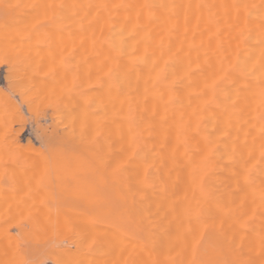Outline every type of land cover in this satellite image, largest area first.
Masks as SVG:
<instances>
[{"label": "bare ground", "instance_id": "6f19581e", "mask_svg": "<svg viewBox=\"0 0 264 264\" xmlns=\"http://www.w3.org/2000/svg\"><path fill=\"white\" fill-rule=\"evenodd\" d=\"M233 2H234V0H50V1L39 2L38 3V6H42V5L49 4V3H54V4H61V3H63V4H66V5H72V4H76V5H93V6L104 5V4H108V5H123V7L111 8L109 10H105L103 8H97V7H93L91 9H87V8H85V9H78L77 11H78L79 15L77 17L71 18L69 21H66V23L64 22L63 24H61V26L64 27V30H68V32L66 31L67 33L65 34V32H62V30H61L62 33L58 32V30H57L58 35H59L58 36V40H59L58 43H59V45H62L61 42H64V44H66L68 46V47L65 46V48H67V50L69 49V46L72 43H75V45H76V43H77L76 40L79 41L80 43H82V46H84L83 49L90 48V46H91V48H90L91 50L88 49L89 50V56L86 57V58H88L87 61L89 62V63H87L88 66L93 65V64H98L99 61L102 60V59H107L110 63L116 64L121 69V83H120V86H116L115 82H107L105 80L98 79L96 75H95V79L93 77V79L95 80V87H96V91H95L96 92V94H95V96H96L95 97L96 98L95 101L96 102L94 101L95 102V109H96V111H95L94 114H92L91 112H88L89 110L88 111L87 110H84L86 107L82 106V104L80 106L79 104L81 102L79 104H78V102L75 103V104L73 102H69V104L67 103L68 104L67 107H69V108H70V105L71 104H74L75 107L77 106V104H78V106H80V107H78L79 110H77L76 112H75L76 108H74V110H72L73 108H70L69 109L71 111V113H72L71 116H73V119H75V123L72 120L70 122H72V125H73V123L74 124L77 123V125H79L80 127H81L80 123L82 122V120H84L85 123L87 122V125H88V123L90 124V121H94V122L99 123V126H101V128L105 125L106 127H103L104 130H102V131H103V133H105L104 131H106V128H107V131L106 132H107V134L110 135L109 137L112 139V141L110 140V142H112V144L110 143L112 146L109 145V147L112 149V152L110 151V153H112L114 156L116 155L115 157H117V156L119 157V158H116V159H118V162L121 159L124 160V159L130 158V160H131V164H130L131 165L130 166L131 169L130 168L129 169L130 170H133V172L136 174V177L139 178V179L142 177V174L145 173V172H142V169L144 171V169L149 166V165L147 166L146 163L150 162L152 164L154 162L153 161V158L155 156L151 159V157L153 156V154H151V157L149 158L150 160H148V158H147L148 162H146L145 161L146 159H145L144 161H145V165L146 166L143 165L144 166L143 168H142V165H140L139 162L137 161L138 159L137 160L135 159L134 160L135 162L132 161L131 158H132V152H133V147H134L133 144H132V141H133V138L134 137L137 138L138 140H140V139L141 140H144V143H146V142L150 143V144H148V143L146 144L147 147H148V148L146 147L147 149L144 151L146 154L149 155V153H154L157 157H159V159H162V160H159L158 159V161H156V165H155V162L153 163L155 166H157V167H155V169H157L159 167V165H162L164 163L163 160L166 159L165 160V161H167L166 164L164 163L165 165L164 164L162 165L163 168L161 166H160V168H162V171L164 170V172H163L164 174H165V172L167 170V172L165 174L166 175L165 177H167V180H168L167 183H168V185L171 184V183H169V182H171L169 179L172 178L171 180L173 181L172 182L173 184L169 185V186H172V187H169L170 190H169V188L166 190L165 185L167 184L166 183L167 180L164 179L165 177L162 176L163 174L162 175L160 174L162 177L159 178V179L162 181V178L164 177L163 178V182L166 183V184L164 183L165 184L164 185L163 182H162V185H164V188L161 189L160 191H157L156 190L157 192H155L154 189L152 190L149 187L150 186V182L152 183V181H150L147 184L145 191H144V189H141L143 193L145 192V196H143L144 202L141 201L142 202L141 203L140 200H139L138 201V204L139 203L142 204L141 205L142 208L144 207V209H147L146 212H145L146 218H147V216L148 217L150 216L149 214H151L153 216H156L157 218L158 217H162L163 220H165L166 218L169 217L168 218L169 220H167V219L166 220L168 222L171 220L169 222V224H167V226L171 225V227H172L171 228L169 226L171 229L169 228L170 231H168L171 234L166 237V235L169 234V233L165 232L166 235H164V236L166 238L163 236L165 238L164 239L162 237L163 240L165 241L168 238L166 240V242H168L170 244V241H172L173 243H175V241H176V240L173 241L172 238L175 239L177 237H181V238H179L181 240H179L177 238L178 242L179 241L180 242L177 243V241H176V244L170 245L171 247L173 245H176V246H173V248L175 247V248L179 249L181 246H183L185 244L186 245L188 244V246H190L191 242L188 243L187 241H184L185 237H186V239H188V238L189 239H192L193 238L194 241L192 240L193 241L192 243H193V246H194L195 241H197L199 239V237H201L200 235H201L202 232H201L200 228L201 229L203 228V227H201V225L204 226V224H205L206 234H207V246H206V254H205L206 264H230L231 261L237 260V259H243V260H249L250 259V260L255 261V264H264V253H262V251H261V244H260V234H261L262 220H261V217L259 216V209H257V217L255 218V220L253 222H249L247 225H245L242 220L237 219V216L233 212L230 211V209H233L234 207L239 206V205H243L246 209L247 208H253V207H256L257 206L258 201H259L258 189H259V187L261 185L260 184L261 180L263 181L262 178H264V174H261V173H258V172L257 173H254V183L252 184V186L246 187L244 180L242 178H239V179L237 178V176H236V169L232 166L233 169H231V171L229 170L230 171L229 177H228V174L229 173H227V177H225L226 174L224 175V180H226V183H227L225 189L227 191L223 192L225 189L224 190H220V191L219 190L215 191L216 189L215 190L210 189L209 191L206 192V195L204 196V198L195 199L196 197H199V196L195 195L196 193H194V189H193L192 186H195L198 183L195 182V181H192V179L194 180L193 173H195V172L191 169V167H192V165H193V167H196L198 162L195 163L196 165L194 164V162H191L192 164L191 165L190 164L188 165V162L189 161H187V163L185 162L186 165L184 163V166H183L182 165L183 162L182 161H179V158H180V160L185 159L183 161H186V158L183 157V156H181V153L183 154L185 149H184L183 145L180 143V140L184 136V133L183 132H185V131H183V125L182 124H185V126L187 124V123H184V117H188V116L185 115L188 112L187 110H185V108L186 107L188 108L190 106V105L187 106V101H185L186 97H185V92H184V88L188 87V86H185V81H186V79H188L189 74H191L189 78L192 79L193 82L195 81L194 83L190 84L192 86L189 85L190 87H192V89H189V90H193L194 89V86H195V89H196V86L198 84H201L200 83L201 81H203L202 82L203 83L202 85H203V88H204V84H205L204 82L205 81H208L209 83L211 82L210 81V77L212 76L213 71L220 69L221 66H223L224 68H228L229 62L230 61L231 62H234L235 61V56H236V53L237 52L240 53L241 58H245V57L251 56L252 59H253V61L259 59V57H260L261 51H260L259 46L255 43V41H250L248 43L242 42L239 39V36H238V29H236V28L229 29L228 26H227L228 23H233V24H236L237 23V21L235 20L234 16L231 19H229V17L226 15V9L223 7L224 5H229V4L233 3ZM256 2H258V0H256ZM35 5H37V4H35ZM145 5H150L151 7H145ZM35 9L39 13L41 12L40 11L41 10L40 8H35ZM72 11L73 10L71 8L65 10V15L71 17ZM86 11L89 14H88V16L86 18H84V13ZM33 12H35V11H33ZM38 12L36 13L37 15H39ZM16 19H17V17H16ZM20 19L22 20V18H20ZM22 21H24V19ZM89 21H92V25L91 26L89 25ZM25 22H26V20L24 21V23ZM238 23H239V25L241 27H243L244 26V20H243V18H241ZM25 25H27V23H25ZM25 25H24V28L27 27ZM81 25H83V26H81ZM249 26L250 27H255V24L254 23H250ZM10 27L15 30V28H13V25L10 26ZM22 27H23V25H22ZM9 28H7V30H9ZM18 28H20V27H18ZM31 29H32V27L29 28V29H27V30H29L28 32H30ZM121 29H123V35H124V39L126 41V43L124 45V48H123V52H121L120 51V48H119V41H120V32H121ZM18 31H20V30H18ZM25 31L26 30L24 29V31H20V32H21V34H27V33H24ZM45 31L47 32V30H45ZM9 32L12 33V30L10 29ZM51 33L49 32L48 35L51 34ZM15 34H17V37L20 36L19 35L20 33L18 34L16 32V30H15ZM15 34H14V37H15ZM30 34H32V33H30ZM36 36H39V35H36ZM113 36H114V42L117 45V47H115V48L112 46L113 40L110 39V37H113ZM22 37L23 36L21 35V37H19V38L21 39ZM36 38H37V40H35V41L37 42L38 41V37H36ZM51 38H53V39H51ZM51 38H50L52 40L51 41V44L55 43L57 45L56 46L55 44H53L51 46H54L55 45V47L54 48L51 47V48H53L57 52V50H60V48L58 46V43H56L58 40L56 41V39H54V37H51ZM71 38L74 41L72 43H70V41H72ZM1 39H0V41H2ZM22 40H21V43H23ZM25 42L27 43V41H25ZM36 42H35V44H36ZM30 43H32V41ZM78 43H77V45H78ZM20 44H19V46H20ZM63 45H62V48H61V52L62 53H64L63 51L65 49V48H63ZM213 45H219L220 47H217L216 46L218 49H214L213 48ZM24 46H26V44ZM205 46H206V48H205ZM0 47H1V45H0ZM23 47L21 49H23ZM26 47L29 48L30 47L29 44ZM73 47H74V45H73ZM73 47H71V48H73ZM80 47L81 46H79L78 48L80 49ZM71 48L69 50H71ZM24 49L26 51V48H24ZM41 49H43V48H41ZM29 50H31V49L29 48ZM29 50H27V52H30ZM51 50L52 49H50L49 51H51ZM133 50H135L134 51V56L135 57H140L141 58L140 60H136L134 58V56H133ZM84 51H86V50H83L82 51L81 56H83V58L86 59L84 57V56H86V52H84ZM35 52L36 51H33L32 50V56H33V54ZM46 52L47 51L42 52V53H44V55L41 54V52H40L39 53L40 55H38L39 57L36 55L35 58L36 57L37 58H40V56H43V58L45 59V61L42 60L43 58L41 57L40 58L42 60L41 62L44 61V63H48V65H49V61L52 62V60H50L51 58H49V57L46 56ZM61 52L58 51V53H60V54H61ZM68 52H70V51H67L66 53H68ZM73 53H75V51ZM76 53H78V52H76ZM57 54H56V56H57ZM65 54H63L62 56H64ZM50 55L53 58L56 57L53 53L52 54L50 53ZM59 57H61V56H57L56 57L57 59L56 58L55 59L58 60V61H60V59H58ZM37 58H36V60H37ZM73 58H74V56H73ZM77 58H78L79 61H80V59L83 60L82 58H80V53L77 55ZM46 60H48V61H46ZM54 62L55 61H53L52 63H54ZM34 63L35 64L42 65V63H40V62L37 63V62H35V60H34ZM79 63H81V62H79ZM83 65L85 66V64H83ZM83 65L82 66L79 65V68L84 69ZM33 66H35V65H33ZM42 67H45V65L42 66ZM36 69H38V68H36ZM188 69H189V71L192 69L191 70L192 73H191V71L189 72ZM157 72L161 73V79L159 81L156 79ZM187 73H189V74H187ZM39 78H41V77H39ZM90 78H92V76H90ZM67 80L69 81V78ZM88 80H90V79H88ZM94 80L92 81L93 83H94ZM198 81H200V82H198ZM41 82H44V80L41 81ZM44 83H45V85L46 84H48V85L50 84V83H48V80H45ZM38 84L41 85L40 80L38 81ZM62 84L63 83H61V86H62ZM186 84H188V83H186ZM193 84H195V85L193 86ZM40 85H39V89L41 88ZM51 86H52V84H51ZM198 87H199V85H198ZM236 87L241 90L242 98L243 97H246L251 102L252 107L255 108V106H253V105H256V101L258 100L257 93L259 92V88L261 87V82L258 79H254V78L245 79V78L241 77V78L238 79V82L236 84ZM109 88H111V91H112V94H111L110 97L107 95V93L109 91ZM146 88H147V91L145 90ZM195 89L193 90V92L199 90V89H197V90H195ZM63 90H64V88H63ZM185 90H186V93H189V92H187L188 89H185ZM39 92L41 93V89H40ZM205 92H206V90H204L203 94H205ZM34 93L36 94V92H34ZM56 93H57V91H55V95H56ZM207 93L208 94L205 95L206 96L205 99H207L206 101H211V92H207ZM41 94H40V97L38 95H36V96H38V98H40L44 102H45V100H47L46 98H48V100L46 101V104H49L48 102L53 99V97H52L51 100H49L50 98L49 97H46V96H48L49 93L47 94L45 92L44 94L43 93H41ZM57 94L60 95L61 98H63L62 97V93L59 94V91H58ZM203 94H201L202 96L199 95L200 96V99L201 98L204 99L203 98L204 97ZM89 95L92 98V95L91 94H89ZM43 96L45 98H42ZM90 97H89V99L87 98V100L90 101ZM54 98H57V97H54ZM194 99H196V98H194ZM200 99H198V100H200ZM198 100H194V101H198ZM68 101H66V102H68ZM203 101L205 102V100H202V102ZM66 102L64 101L65 105H66ZM202 102L199 101L198 102L199 105H196V107L197 108L202 107V104H201ZM185 103H186V105H185ZM193 103H191V104H193ZM51 104H52V102H51ZM130 104L132 105V107L134 109V114H135V120L134 121H132V120L129 119V105ZM195 104H197V103H194L193 105H195ZM59 106H60V104H59ZM198 106H200V107H198ZM193 107H195V106H193ZM81 109H83V110H81ZM192 109H194V108H192ZM194 110H196V108ZM197 110H201V109H197ZM202 110L204 111L203 114H202L204 117H213V118H216L217 113H223V109L222 108H218L215 103H206L205 102V105H204V107H203ZM62 111L60 110V112H62ZM64 111H65V109H64ZM68 111L66 110L65 113L69 117V115H70L69 112L70 111L69 112ZM192 112H189V113L191 114ZM196 112L198 113L199 111H196ZM189 113H187V114H189ZM201 113H199V114L201 115ZM194 115H195V113H194ZM229 115L230 114H227V113L224 114V119L227 120L229 118ZM197 118H199L198 117V114H197ZM59 119H61V118H59ZM63 119H62V122H64ZM78 119H81V122H79V121L77 122L76 120H78ZM235 119L236 118L233 117V120L234 121H235ZM193 120H192V123H193ZM186 121L187 120H185V122ZM198 121L199 120H197V122ZM189 122L191 124V120ZM92 124L93 125H90V126H95L96 125V123H95V125H94V123H92ZM102 124H104V125L102 126ZM245 125H247V124H245ZM67 126H66V132L69 133V131H67V129H69V128H67ZM90 126L88 125L89 129H90ZM243 126H242V128H243ZM72 127H75V126L73 125ZM238 127L241 128V126L239 124H238ZM245 127H247V126H245ZM60 128H62V127H60ZM244 128H243V130H244ZM72 129L74 130V128H72ZM79 130L81 131V129H79ZM184 130H187V129L184 128ZM86 131L88 132V130H86ZM92 131H93V129H92ZM92 131H90V132L91 133H94ZM102 131H100V133H102ZM254 131H256V130H253V131H250V132L247 131L248 133H250L247 136V139H245V135L242 136V133H241V136L242 137L240 136L239 137L240 138L239 139L240 142L238 141L240 143V145H243V144L247 143V145L249 146V148H252L253 147V139H252V137L254 135H256ZM77 133H78V130H77ZM91 133H89V135ZM244 133H245V131H244ZM185 134H188V133L185 132ZM189 134H190V132H189ZM78 135H81V133L78 134ZM91 135H90V137L89 136L88 137L86 136L87 137V139H86L87 141L90 140V139H93V136H91ZM193 135H195V134H193ZM189 136H191V134L188 135V137ZM103 137H105V135ZM72 138H73V136H72ZM76 138L78 140V137H76ZM190 138H192V137H190ZM195 138L196 139H199L200 137L199 138L195 137ZM0 139L2 140V138H0ZM79 139L82 140L83 138H79ZM81 140H79V141H81ZM108 140L109 139H107V141ZM194 141L196 142V140H194ZM99 142H100V140H99ZM188 142L191 144L190 141H188ZM258 143H257V140H256V142H255V151H254V156H255L256 159H259V148H258L259 147V144ZM99 144H98V146H99ZM101 145H103V144H101ZM197 147H195V148H197ZM103 148H104V146L102 148H100V149H103ZM110 148H108V149L110 150ZM104 149H107V148H104ZM141 149H139V150H141ZM198 149H200V148H198ZM21 150H22V148H21ZM21 150H20V153H22ZM103 151H105V150H103ZM4 152L5 151H3V153ZM186 152H187V154L186 153H184V154L187 155V157H188V154L189 153H188V151H186ZM29 153H32L33 154V152H29ZM29 153L27 152V156L30 157V154ZM145 153H144V155H145ZM200 153H202L201 152V149H200L199 154ZM42 154H44V153H42ZM179 154H180V156H179ZM167 155H168L169 158L167 157ZM202 155H204V153H202ZM2 156H3V158H6L7 159V156L4 157L3 154H2ZM33 156L34 157H32V155H31L32 160L34 159V161H32V160L29 161V159H28L29 163L32 161V163H30V165H31L32 168H33V166L35 167L36 164L38 163V162L36 163L35 161H39V163L40 162L41 163L43 162L42 165H41L42 169H45L46 167L49 166L48 163L47 164L45 163L47 161H43V160H41L42 158H39V157L37 158L36 154L33 155ZM39 156H42V155L39 154ZM124 156L125 157H128V158H125ZM173 156H174V158H173ZM178 156H179V158H177ZM171 157L174 159L173 161H171L172 160ZM182 157H183V159H182ZM24 158H26V157H24ZM36 158H37V160H36ZM0 159H1V157H0ZM8 159H9V156H8ZM225 159H227V158H225ZM107 160L110 161V157ZM112 160H113V158H112ZM168 160H169V162H168ZM192 160H193V158H192ZM218 160H220V158ZM222 160H224V158ZM222 160L220 162H222ZM144 161H142L141 164H143ZM159 161H161L163 163L161 164V162H160L157 165V162H159ZM227 161H228V159H227ZM115 162H117V161L115 160L114 163ZM39 163H38V165H39ZM33 164H35V165H33ZM187 165L189 167L191 166L190 167V170L191 171L189 170V172L188 171L187 172H183L184 175H185V176H182V178L184 177L183 179L181 177H180V179H177L179 177L178 176H177V178L174 177V174H172L170 176V174L172 172H174L175 174H177V173H180L181 174L180 167L183 169V167H186ZM222 165L224 166L225 164L222 163ZM211 166H213V165H211ZM41 167L40 168L38 167V169L37 168H33V169L34 170H39V174H40L41 172H44L45 171V170H42ZM79 167H81L80 164H79L78 168ZM112 167L114 168L115 166H112ZM214 167H216V165ZM107 168H108V166H107ZM149 168H151V167H149ZM160 168L158 169L159 171L161 170ZM197 168H200V167H196L194 169H197ZM222 168H224V167H222ZM24 169H26V168H24ZM28 169H29V171L32 170V172H33V169H31V170H30V168H28ZM63 169H64V167H63ZM13 170H15V169H13ZM16 170H18V169H16ZM19 170H21V169L19 168ZM169 170H171L170 171L171 173H169ZM216 171H218V170H216ZM32 172L29 175L30 176L31 175L32 176H35L36 175V173H35L36 171L33 172L34 175L32 174ZM190 172H192L191 173V176L189 174ZM19 173H20V171H19ZM140 173H142V174H140ZM167 173H169V174H167ZM185 173H187V174H185ZM22 174H17V175L18 176H21ZM24 174L25 175H28L27 173H24ZM127 174H128V172H127ZM137 174H139V175H137ZM188 174H189V176L192 179L189 176H187ZM37 175H38V173H37ZM160 175H158V176H160ZM177 175H179V174H177ZM199 175L200 176L195 175V177L197 176L196 177L197 181H199V178H201V174H199ZM130 176H129V178H130ZM132 176L135 177L134 174ZM143 176H144V174H143ZM147 176H149V175H147ZM152 176L150 175V177H152ZM21 177L23 178V175ZM21 177H19V178H21ZM153 177H156V176H153ZM19 178L17 177V180L20 182V185L23 187L21 189H24V187H25L24 185H26L25 184L26 183L25 182L26 181L25 176H24V179H20L21 181L19 180ZM173 178H174L175 181L173 180ZM220 178L222 179V177H220ZM141 179H143V178H141ZM151 179L153 180V178H151ZM215 179H217L216 181H219V178L216 177V178H214V180ZM37 180H39V179H37ZM177 180H180L179 181V185L180 186L177 184L178 183ZM182 180H184V183H186L188 187H189L188 184H190L192 182L193 185L191 184L192 186H190V187H192L191 188L192 189L191 191H190V189L188 190L187 187H186L187 188V190H186V188H185L186 184H184L182 182ZM18 181H16V182H18ZM130 181H135V180L133 179V180H130ZM130 181H128L129 184L131 183ZM221 181H223V179ZM31 182H29V183H31ZM153 182H154L153 184L155 186V182H158L159 183V180H157L155 178V180ZM35 183L34 184L33 183L30 184V185H33V186H31V188L35 186ZM214 183H216V182H214ZM220 183H223L224 184V181L223 182H220ZM223 184H221V185L224 186L225 184L224 185ZM168 185H166V186H168ZM130 186H132V185H130ZM156 186H158V185H156ZM15 187L17 188V186H15ZM18 187H19V184H18ZM28 187H30V186H28ZM26 188L27 187H25V189ZM34 188H36V187H34ZM34 188H33V190H35ZM37 188H38L37 190H39V187H37ZM18 189L19 188L16 189V192H17ZM24 190H23V193L24 192H27L26 190L25 191ZM134 190H135V187H134ZM139 190L136 188V191H138V194H140V198H141V195L143 193H139ZM185 191H187L189 194L186 193ZM14 192H15V189H14ZM20 192L21 191L19 190V192H18L19 195H20ZM3 193H4V191H3ZM5 194H6V197L7 198L8 197L11 198V195L9 196L10 192H9V194H8V192H6ZM5 194H4V196H5ZM138 194H136V195L138 196ZM22 195H26V194H22ZM14 198L15 199H19V200L25 199V198H22V197L21 198L14 197ZM35 198H37V197H35ZM35 198H34V200L36 201ZM38 198H39V196H38ZM42 198H43V196H42ZM27 199H29V198L26 197V200ZM32 199H33V197H32ZM254 199H255V203L253 202ZM29 200H31V199H29ZM2 201H4V200H2ZM6 201L8 202L6 204H9V202L11 203V201H9V199H7ZM15 201H17V200H15ZM27 201H26V203H24V204L22 203V204L23 205L27 204L29 206V203H27ZM35 201H34V203H35ZM20 202H22V201H20ZM132 202H133V200H132ZM133 204H134V202H133ZM143 204H144V206H143ZM20 206H18V207H20ZM40 206H42V205H40ZM30 207L31 206H29L28 209H32L33 208V211H34V207H32V208H30ZM23 208H25V207H23ZM43 208H45V207H43ZM133 208H134V210L136 208V210H135L136 213H137V211H141L139 207L137 208V206H135V207L132 206V209ZM0 209H1V207H0ZM18 209L17 210H14V211L19 212ZM28 209H27V211H28ZM39 209L41 210V208H39ZM135 211H134V213H135ZM41 212H43V210L40 211V213ZM59 212L61 213V211H59ZM59 212H58V215H59ZM148 212H151V213H148ZM14 213L17 215L16 212H14ZM22 213L25 214L26 211L25 212H22ZM28 213H30L31 216H33V213L32 212H28ZM38 213H39V211H38ZM51 213L52 212H50V215H51ZM4 214H5V212H4ZM11 214L9 213L8 215H11ZM141 214H143V213H140V214L137 213L138 216L141 215ZM5 215H6L5 218H7V212H6ZM27 215L28 214H26V216ZM45 215L49 216L48 214H45ZM54 215L56 216V213H54ZM80 215L82 216V214H80ZM61 216L64 217L65 214L64 215L61 214ZM69 216H71V215H69ZM142 216H144V215H142ZM24 217H25V215H24ZM36 217L37 216H35V219H36ZM75 217L77 219L80 216L77 217L75 215L74 218H71V219H75ZM84 217H85V219H87L86 216H84ZM87 217L89 218V216H87ZM152 217H151V220H152ZM1 218L2 217L0 216V219ZM20 218L21 217L19 215L18 219H20ZM53 218H54V216H53ZM186 218H190V220L192 218V219H195V220L196 219H200V220L204 221L203 224L202 223H199L201 225L197 224V226L198 227L200 226V228H198L197 226H195V227H197V229L196 228L194 229L193 228L194 226L193 227L190 226V228H193V230L194 231L196 230V231L193 233V231L191 229L190 231H192V232H190V233L187 232L186 233L187 235H189L188 237L187 236L184 237L185 234L182 233L184 229H185V231H187L185 227H188L189 225L192 224V223L191 224L184 223L185 221H187ZM43 219H46V217H44V218L41 217L40 220L43 221ZM58 219H59V217H58ZM58 219L56 221V224H58V221H59ZM63 219H65V218H63ZM81 219L82 220L84 219L83 216L81 217ZM140 219H141V217H140ZM158 219H155L153 217V222H154V220H157L156 223H158V225L160 224V222L163 223V220L162 221L161 220L158 221ZM181 219L182 220L183 219L185 220L183 222L184 224H186V225H183V226H185L184 229H182L183 228L182 225H181V227L178 226L182 222ZM8 220H9V218H8ZM49 220H47V221L49 222ZM60 220L62 221V219H60ZM151 220L149 222H151ZM174 220H176V222H174L173 224H175V223L177 224L178 223L177 226L176 225H173L171 223ZM18 221L19 220H17L16 222H18ZM42 221H40V223ZM143 221H145V220H143ZM179 221H180V223H179ZM48 222H47V224H49ZM66 222H69V221L66 220ZM72 222H74V221H72ZM75 222H77V221H75ZM85 222H86V220H85ZM88 222H89V220L85 223L86 225L85 224L84 225H81V227L83 228V226H84V228L83 229H80V230L84 231L85 228L88 229L87 231H85V233L87 232V235L90 234V233L92 234V232H93V237L95 239H99L98 241H102L103 242V245H105L104 243H106V241H109V238L107 237L108 239H105L106 238L105 237L106 235H104L105 232L103 234H101V232L102 231H106L107 229H103V230H100L99 231V228H98L99 226H98L97 229L100 232V236H99V232H96L97 229L95 231H92L91 232L92 227L94 229V225L91 227L92 222H91V224H89ZM80 223L83 224V222H80ZM162 223L160 224V227H162L161 226ZM188 223H190V222H188ZM3 224L5 225V227L9 225V224L7 225L5 222ZM3 224H0V225H2L4 227ZM62 224H64V223H62ZM70 224H72V223H70ZM76 224H79V221ZM52 225H51V227H52ZM66 225H67V223H66ZM89 225H90V229H89ZM155 225L158 226L157 224H155ZM9 226H11V224ZM40 226H42V225L40 224ZM3 227L0 228V231L3 229ZM42 227H41V229L39 227L40 231H42V229H44ZM64 227H65V225H63L62 229ZM77 227H78V225H77ZM163 227H165V229H166V226L163 225ZM175 227H177L178 229L175 228ZM57 228L58 227L55 228L56 231H58ZM59 228H61V227H59ZM157 228H159V227H157ZM157 228H155V229H157ZM50 229H52V228H50ZM67 229L68 228H66V229L64 228L63 229L64 231L66 230V232H64L66 234L68 232ZM5 230L6 229L4 228L3 231L6 232ZM59 230H61V229H59ZM63 230H62V232H63ZM109 230H108V232L107 231L106 232L107 233H110L114 229L111 230V231H109ZM163 230H164V228H163ZM199 230H200L201 233L200 232H197ZM3 231H2V234L4 233ZM7 231L9 232V229H7ZM88 231L90 233H88ZM172 231L177 232V233L174 232V234L177 235V237L172 233ZM202 231H203V229H202ZM8 232H6V233H8ZM33 232L35 233V231H33ZM44 232H46V230ZM116 232H118V231H115L114 233L113 232L110 233V235L113 234L112 237L114 239V242L111 240L112 238L110 236V240L111 241H109V242H111V243L113 242V243L112 244L111 243L109 244V242H107L106 243L107 245H105V246H108L109 245V247H107V249L109 248L108 250H110V253H109L108 250H106V248H104L106 250V252H105V254L103 256L102 255L99 256L97 254L96 250H97V247L100 246V244H102V242H101L98 245L96 243V247H94V250L93 251L95 253V257H93V255H89V254L88 255H85L84 254L86 256L85 258H87L88 261L89 260H91L92 262L95 261L94 264H96V263L97 264H100L101 262H103V259H104L105 264H109V263L110 264H115L117 262V260L119 259V256L118 255L122 254V253H120L122 251V250L120 251L121 247H123V245H125V242H126L125 240H128V239H125L124 240V237L119 238L121 233L118 232V234H119V236H118V234H116ZM157 232H158V230H156V232H152V233H155V235H153V236H157V235L160 234V232H158L159 234H156ZM38 233H39V231H38ZM42 233H43V231H42ZM58 233L60 235V232H58ZM71 233L73 234V231ZM162 233H163V231H162ZM165 233H163V234H165ZM195 233H196V235L197 234L199 235V236L197 235V238L198 239L197 238H194L195 237ZM2 234H1V236L4 235V234L3 235ZM10 234L11 233H9V236L11 238V235ZM53 234L54 233H52V236L50 235L49 239L50 238L53 239ZM114 234H115V237H114ZM163 234H161V235H163ZM6 235H8V234H6ZM13 235H15V234H13ZM59 235H57L56 237L58 238V237H61L62 236V239H63V235L64 234L63 235H60V236ZM96 235H98L99 238ZM101 235H103V236L101 237ZM116 235L118 237V242L116 240L117 239ZM121 235H123V234H121ZM178 235H180V236H178ZM31 237H32V235H31ZM40 237L42 238V236H40ZM40 237H38V238L40 239ZM89 237L90 238H93L92 235L89 236ZM100 237H101V239H100ZM182 237H184V238H182ZM225 237H229V238H233L234 239L235 246H236L235 249H234L233 246H230L225 241V239H224ZM0 238H3V237H0ZM14 238L15 239H13V237H12L13 240H11V242L8 240L9 241L8 243L10 244V243H13V242H17L18 241L17 238H16V236ZM154 238L155 237H153V239H152L153 241L152 242H154V240L155 241H157V240L160 241L159 239H154ZM156 238H158V237H156ZM159 238H160V235H159ZM122 239L124 241L123 244H122V242H123ZM42 240L44 241V239H42ZM42 240L40 239L39 241H42ZM120 240L122 241L121 243H119ZM6 241H7V239H6ZM115 241H116V243H115ZM132 241H134V240H132ZM132 241H130V242L127 241V243H126V244H128L127 246H129V245L131 246V244L133 246V244L136 243V242L135 243H132ZM161 241H162V239H161ZM182 241H184V242H182ZM189 241H191V240H189ZM157 242H154V245H153V243L151 244V245H153V247H151L149 241H147L145 243V245L150 246V247H147V246L143 247L142 244L140 245V243L139 242L138 243L144 249L146 247L148 249L149 248L154 249L155 248L154 246L156 244L158 246V243L159 242L158 243ZM180 243L182 244L181 246H180ZM9 244H8V246L11 245V244L10 245ZM119 244H120V246H119ZM112 245H113V247H112ZM136 245L138 246V244H135L134 245L135 246V249H138V250L141 249L140 252H143L142 248H139L140 246L139 247H136ZM125 246L123 248H126ZM160 246H164V243H163V245H160ZM160 246L157 247V250H155V249L154 250L157 253H158L159 250H161L162 251L161 255L156 256L157 253L156 254H153V252H155V251H153L152 253L149 252V253H151V255L153 254L154 256H151L150 254L149 255L147 254L148 255V257H147L146 254H145L146 257L144 256V258H145V261L144 262L146 264H148L147 262L149 261L148 260L149 256H150V258L151 257L153 258V260L151 259L152 260L151 263H153V264H156L155 262H157V264H159V263L166 264L168 262L170 263V261L163 260L166 257V255H171V256H174V257L175 256L176 257L177 256H180L179 258L180 259H183V257H186L188 254H190V255L192 254V253H190L191 251L189 252V249L192 250V248H193L192 245L190 246L192 248H190L188 246H185V247H183V249H186L187 251L182 250L183 251L182 252L181 251L182 247H181L180 248L181 253H184V252L187 253V252H189L186 256H184V254L182 255L180 253V251H177L176 250L178 253H174L176 251L173 252V250L170 247H169L170 249H168V247H166V249H168V251L169 250H172V252L174 253L172 255L171 251L168 252V251H166V249H164L165 246L162 247V248H160ZM167 246H169V245H167ZM13 247H15V246H13ZM102 247L103 246L101 245V248ZM129 247H128V249H125V251H127V252H125L124 249H123L124 252L122 251L123 252L122 255H124V257H129L130 256L128 258V260H130V259L134 260L136 258V254L135 253H137L138 251H134L133 250L134 247H132V249L130 247V249H131L130 250V253L132 254L131 255L128 252ZM187 247H188V249H187ZM4 248H6V247L4 246ZM16 248H15V251L12 252L13 255H10L9 253H6V254H8V256L10 255L9 257L12 256L11 258H9L10 260H7L6 261L7 263H8V261H11V259H13L14 256L18 257L17 253L14 255V252H17L16 251ZM158 248H159V250H158ZM175 248H174V250H175ZM1 250H2V248H1ZM105 250H102L101 249L102 254L104 253L103 251H105ZM117 250H118V252L120 251L119 253H117L118 255L115 254V252ZM150 250L151 249H149V251ZM164 250L167 252V254H164V256H163V251ZM93 251H91V252H93ZM99 251H100V248H99ZM107 251H108V254H107ZM111 251H112V253H111ZM146 251H148V250H146ZM5 252H3V253H5ZM128 253H129V255H128ZM144 253H142V254H144ZM106 255H109V257L107 256L108 259L107 258H104V257H106ZM114 255L115 256L117 255L118 258H116ZM139 255H140V253H139ZM88 256H89V258H88ZM131 256H133V257L131 258ZM171 256H170V258H171ZM181 256H183V257H181ZM16 257H14V258H16ZM110 257H111V259H110ZM141 257H143V255ZM7 258L8 257H6V259ZM112 258H114V259L116 258V262L113 261L114 262L113 263L112 262V260H113ZM123 259L122 258L119 259V262H117V263L118 264H120V263L124 264L123 262L126 259H124V260ZM139 259L141 260V263L139 262ZM139 259L137 261L135 260L138 264H145L143 262L144 259L143 260L141 258H139ZM121 260H122V262H121ZM132 260H131V262H132ZM176 260H178V259H176ZM184 260H185V258H184ZM188 260L189 259L187 258L186 262H189V261L191 262V259L189 261ZM106 261L108 263H106ZM135 261H133L132 264H135L136 263ZM162 261H165L166 263H164ZM171 261H172V259H171ZM179 261H177L176 263L183 264L182 263L183 260L180 261V263H179ZM0 262H1V260H0ZM104 262L101 263V264H104ZM183 262L185 264V261H183ZM2 263H4V262H2Z\"/></svg>", "mask_w": 264, "mask_h": 264}, {"label": "rangeland", "instance_id": "374dc122", "mask_svg": "<svg viewBox=\"0 0 264 264\" xmlns=\"http://www.w3.org/2000/svg\"><path fill=\"white\" fill-rule=\"evenodd\" d=\"M44 1H50V0H0V39L2 40V41H0V45H1V47H0V138H2V140L0 139V141L2 142H0V157H1V159H0V207H1V209H0V216L2 217L1 219H0V224H3L4 222L8 225H10L11 224V226H6L5 227V225H4V227L2 226V225H0L1 227L0 228H2L3 227V229L0 231V237H3V238H0V250H1V248H2V250L0 251V260H1V262H0V264L2 263V262H4V263H2V264H6L7 262V260H10L9 258H11V257H9L10 255H13V251H15V248H16V251L17 252H14V255L17 253V255H18V257L19 258H22L21 256H20V252H21V249H20V240H19V237H18V234H22L23 235V237L25 238V239H27L28 241H30V243H31V246H33V247H37V248H45L46 246H48V245H51V244H53V243H55V244H60V242H62V241H65V240H67V242H68V244H72L73 243V241L75 240V239H77V236H76V233H85V231H87L88 229H86L85 228V230L84 231H82V230H80V229H83L84 228V226H83V228L81 227V225H84L88 220H89V224H91V222H92V224H91V227L94 225V229H93V227H92V230H91V232L92 231H95L96 229H97V227L99 228V231L100 230H103V229H107L106 231L108 232V230L109 231H111V230H113L112 232L114 233L115 231H118V232H120L121 234H123V235H121L120 234V237L119 238H121V237H124V240L125 239H128V240H125L126 242H125V245H123V247L125 246L126 248H123V247H121V249H120V251L122 250L123 251V249H124V251H125V249H128V247L130 246H127L128 244H126L127 243V241H132V240H134V241H132V243H135V244H138V246L136 245V247H139L141 244L143 245V247H145V246H147V245H145V243L147 242V241H149L150 242V245L153 243V245H154V242H157V241H155L154 240V242H152L153 240V237H155L154 239H159L160 241H158L157 243H158V246H157V244L154 246L155 248V250H157V247H159L160 245H163V243H164V246H160V248H162V247H164V249H166V247H168V249H172L173 250V252L174 251H180V248L182 247V249H181V251L182 250H185V251H187L186 249H183V247H185V246H188V244L186 245L185 243V245H183V246H181L182 244V242H184V241H187L188 243L189 242H191V244H190V246L192 245L193 246V241H194V239L192 238V239H186V237L185 236H189V235H187L186 233L188 232V233H190V232H192L193 231V233L196 231H194L193 230V228L195 229H197V224H199V223H204V221H202V220H200V219H192L191 218V220H190V218H186L187 219V221H185L184 219L182 220V222L180 223V221H179V225L178 226H180L181 227V225L183 226V225H186V224H184V223H187V224H191V225H187L188 227H185V226H183V228L182 229H184V227L186 228V230L187 231H185V229L183 230V232L182 233H184L183 235H184V237H185V239H184V241H182L181 243H180V248L179 249H177V248H175V250H174V248H173V246H176V245H173L172 247L170 246V245H172V244H176V241H177V243H179L178 242V240H177V238L179 239V238H181V237H177V235H175L174 234V232L175 231H172V233L177 237V238H172L173 239V241L174 240H176L175 241V243H173L172 241H170V244L168 243V242H166V240L168 239H166L165 241L163 240V238L165 237L164 235H166V233L165 232H167V233H169V234H167L166 235V237L168 236V235H170L171 233L170 232H168V231H170V229L172 228L171 227V225H169V226H167V224H169V222L171 221H167V220H169L168 218H164L165 220H163V218L162 217H156V216H153V215H151V214H149L150 216L148 217L147 216V218H146V214H145V212H146V210L147 209H144V207L142 208V204H138V201L140 200V202L141 201H143L144 202V198H143V196H145V192L143 193L142 192V190L141 189H144V191L146 190V186H147V184L150 182V181H152V183L150 182V188L153 190L154 189V191L155 192H157V191H160L161 189H163L164 188V185L168 182V180H167V177H165L166 175V172H167V170H166V172H165V174L163 173L164 172V170L162 171V165L165 163L166 164V162L167 161H165V160H163V162H161V161H159V162H157V165L161 162V164L162 165H159V167L157 168V169H155V167H157V166H155L156 165V161H158V159H159V157H157L154 153H149V155L148 154H146L144 151L148 148L147 147V143L148 142H146V143H144V140H139V149H141V150H139L140 151V156H133L132 155V161H134L135 159L139 162V164L140 165H142V168L144 167L143 165H145V161L146 162H148V160H150L149 158L151 157V154H153V156L151 157V159L153 158V161L155 162V165L153 164H151L150 162H148V163H146V165L148 166L147 168H145L144 169V171H143V169H142V172H145V173H143L144 174V176H143V174L142 173H140V174H142V177L141 178H144L145 177V174L147 173V175H149V176H147V180H146V182L145 183H143V184H140V185H136L135 184V181H130V178H129V176L130 177H133L132 175L134 174L135 175V177L134 178H137L136 177V174L133 172V170H130L131 169V165L129 166V171H128V174H127V172L124 174V176L123 177H121V178H119V179H117V178H114L113 177V175H112V169H113V167L112 166H116V163L118 162V159H116V158H119L118 156L117 157H115L112 153H110V151L112 152V149L109 147V145L110 146H112L111 144H112V142H110V140L112 141V139L109 137L110 135L109 134H107V128H106V131H104L105 133H103V131L102 130H104V128L103 127H106L104 124H102V128H101V126H99V123H97V122H94V121H90V124L88 123V125L90 126V125H93L92 123H94V125H95V123H96V125L95 126H90V129H89V127H88V125H87V122L85 123V121L84 120H82V122H81V119H78V120H76L77 122L79 121V122H81L80 123V125H81V127L79 126V125H77V123L76 124H74L75 123V119H73V116H71L72 115V113H71V111L69 110L70 108H73L72 110H74V108H76V110H75V112L77 111V110H79L78 109V107H80L81 106V104H82V106H84V107H86L84 110H89L88 112H91L92 114H94L95 113V111H96V109H95V100H96V96H95V94H96V87H95V75H92V78H90V76H89V74H88V69H89V67L91 66H88L87 64H85L84 63V61L85 60H88V58H86L87 56H89V50H91L90 48H91V46H90V48H85V49H83L84 48V46H82V43H80L79 41H77L76 40V42L78 43V45H77V43H76V45H75V43H72V42H74L73 40H72V38H71V40L72 41H70V43H72L73 45H74V47H73V45L71 44L70 46H69V49L71 48V47H73V48H71V50H67V48H65V46H67L66 44H64V42H61V44L63 45V48H65L64 49V53H62L61 52V48H62V45H59V40H58V32H60V33H62V32H65V34L68 32V30H64V27H62L61 26V24H51V23H49V24H47L46 26H42V27H39V28H33V26L32 25H34L35 24V21H36V19H37V17H38V15L36 14L38 11L35 9V8H33L32 6L33 5H35V4H37L36 6H38V3L39 2H44ZM16 4H19V5H22V7H20V8H7L6 6L7 5H16ZM30 5V6H29ZM27 8V9H26ZM21 9V10H20ZM30 9V10H29ZM28 10V11H27ZM33 11H35V12H33ZM41 11V10H40ZM16 12V13H15ZM26 12V13H25ZM39 13V12H38ZM23 16V17H22ZM16 17H17V19H16ZM22 18V20L24 19V21L26 20V22L25 23H27V25H25V23H24V21H22L20 18ZM25 17V18H24ZM40 19L42 20L43 19V17L42 16H40ZM20 20V21H19ZM70 20V19H69ZM69 20H67V21H69ZM22 21V22H21ZM21 24H20V23ZM7 23V24H6ZM18 23V24H17ZM24 23V24H23ZM65 23H66V21H65ZM16 24V25H15ZM30 24V25H29ZM7 25V26H6ZM12 26L13 25V28H15V30H16V32L20 35H18L19 37H21V35L23 36L21 39L19 38V37H17V34H15V30L14 29H12L10 26ZM22 25H23V27H22ZM24 25L25 26H29L28 28L26 27V28H24ZM10 27V28H9ZM18 27H20V28H18ZM32 27V29L30 30V32H28L29 30H27V29H29V28H31ZM7 28H9V30H7ZM18 30H20V31H24V29L26 30L24 33H27V34H21V32L20 31H18ZM47 28V29H46ZM62 28V29H61ZM10 29L12 30V33H10L9 31H10ZM52 29V30H51ZM54 29V30H53ZM7 30V31H6ZM45 30H47V32L45 31ZM51 30V31H50ZM57 30H58V32H57ZM61 30H62V32H61ZM2 31V32H1ZM51 33V34H49L48 35V33L49 32ZM67 31V32H66ZM57 32V33H56ZM10 33V34H9ZM15 34V37H14V34ZM23 33V32H22ZM30 33H32V34H30ZM57 34V35H56ZM36 35H39V36H36ZM62 35V34H61ZM4 36V37H3ZM38 37V41L36 42L35 40H37V38L36 37ZM33 37V38H32ZM51 37H54V39H56V43H58V46H59V48H60V50H57V52H56V50H54L53 48L55 47V43H53V44H55L54 46H51V45H53V44H51V39H53V38H51ZM36 38V39H35ZM47 40H46V39ZM51 38V39H50ZM62 38V37H61ZM60 38V39H61ZM64 38V37H63ZM23 39V40H22ZM31 39V40H30ZM70 39V38H69ZM5 40V41H4ZM19 40V41H18ZM21 40H22V42L23 43H21ZM34 40V41H33ZM25 41H27V43L25 42ZM32 41V43H30ZM61 41V40H60ZM68 41V40H67ZM5 42V43H4ZM35 42H36V44H35ZM69 42V41H68ZM4 43V44H3ZM21 43V44H20ZM69 43V44H70ZM19 44H20V46H19ZM26 44V46H28V44H29V48L31 49V50H29V48H27L26 46H24ZM3 45V46H2ZM24 46V47H23ZM50 46V47H49ZM57 46V45H56ZM79 46H81L80 47V49L78 48ZM220 47L219 45H213V48L214 49H218L217 47ZM20 47V48H19ZM23 47V49H21ZM51 47H53V48H51ZM68 47V46H67ZM208 47V46H207ZM24 48H26V51H25V49ZM41 48H43V49H40ZM57 48V47H56ZM205 48H206V46H205ZM212 48V47H211ZM50 49H52L51 51H49ZM73 49V50H72ZM89 49V50H88ZM208 49V48H207ZM19 50V51H18ZM24 50V51H23ZM27 50H29L30 52H27ZM32 50L33 51H36L34 54H33V56H32ZM54 50V51H53ZM78 50V51H77ZM83 50H86V51H84V52H86V56H84L86 59H84L83 58V56H81V54H82V51ZM88 50V51H87ZM3 51V52H2ZM45 51H47L46 52V56L47 57H49V58H51L50 60H52V62L53 61H55L54 63H52V62H50L49 61V65H48V63H44V61H45V59L43 58V56H40V58L42 57L43 59L42 60H44L43 62H41L42 60L40 59V58H37V60H36V58H35V56L37 55H40L39 53L41 52V54H43L44 55V53H42V52H45ZM58 51H60L61 52V54L60 53H58ZM67 51H70V52H68V53H66ZM75 51V53H73ZM52 54H54L55 56H56V54H57V56H61V57H63L65 60H71L72 61V63L71 64H61L60 63V61H61V57H59L58 59H60V61H58V60H56L57 58V56L55 57V58H53V57H51V55H50V53ZM76 52H78V53H76ZM88 52V53H87ZM66 53V54H65ZM80 53V58H82L83 60H81L80 59V61L78 60V58H77V55ZM63 54H65L64 56H62ZM49 55V56H48ZM73 56H74V58H73ZM39 57V56H38ZM45 57V56H44ZM46 58V57H45ZM40 59V60H39ZM47 59V58H46ZM76 59V60H75ZM34 60H35V62H37V63H42V65H40V64H35L34 63ZM33 61V62H32ZM46 61H48V60H46ZM33 64H32V63ZM79 62H81V63H79ZM83 62V63H82ZM83 65V64H85V66L83 65V67H84V69H81V68H79V65ZM33 65H35V66H33ZM38 67H37V66ZM45 65V67H42V66H44ZM48 65V66H47ZM62 65V66H61ZM56 66V67H55ZM35 67V68H34ZM36 68H38V69H36ZM45 69V70H44ZM50 69H54V71H50ZM40 70V71H39ZM44 70V71H43ZM192 70V69H191ZM190 70V71H191ZM46 71V72H45ZM188 71H189V69H188ZM187 71V72H188ZM189 71V72H190ZM9 72V73H8ZM40 74H39V73ZM76 73L78 76H79V79H80V82H81V84H82V87H80V88H78V89H73V90H69L68 89V87H65L66 86V83L67 82H70L71 81V79H72V75H73V73ZM48 73V74H47ZM191 73H192V71H191ZM12 74V75H11ZM29 74V75H28ZM64 74V75H63ZM187 74H189V73H187ZM190 75L191 74H189V76H188V79H186V81H185V86H188V87H186V88H184V92H185V97H186V99H185V101H187V106H189L188 108L186 107L185 108V110H187L186 112L187 113H189V112H192L191 114L189 113V114H187L186 112V116H188V117H184V123H187L186 124V126H185V124H182L183 125V131H185V132H187L188 134H185V132H183L184 133V136H183V138H181V140H180V143L183 145V147H184V153H186L187 154V152L186 151H188V157H187V155H185L184 153V155L181 153V156H183V157H185L186 158V161H183V160H185V159H183V157H182V159L183 160H180V158H179V156H180V154H179V156L177 157V158H179V161H182L183 163H182V165L184 166V163L186 162L187 163V161H189L188 162V165L190 164H192L191 162H194V164L195 163H197V166L196 167H200V168H197V169H194V168H196V167H193V165H192V167H191V169L196 173H193V177H194V180L190 177L191 176V173L192 172H190L189 174H190V176H189V174L187 175V176H189L191 179H192V181H195V182H197L198 184H196L195 186H192L193 184H192V182L190 183L189 181V183L190 184H188L189 185V187L187 186V184L186 183H184V180H182V182L184 183V184H186V186H185V188L187 187L188 188V190L190 189V191L192 190L191 188L193 187V189H194V193H196L195 195H197V196H199V197H196L195 195V199H198V198H204V196L206 195V192L207 191H209L210 189H212V190H215V191H217V190H224L225 188H226V180H224V175H225V177H227V173H229L228 174V177H229V175H230V171H231V169H233V165H232V163H231V161H227V159H225L224 158V160H222L221 158H220V156L219 155H217V156H215V157H210L209 158V160L208 161H205V159H204V155H202V153H204V150H203V143H202V141H201V135L200 134H198V129H197V124H198V122H197V120H199V118H197V114H198V117L199 116H201L202 114H203V107H204V105H205V102H206V100L207 99H205L206 98V94H208V93H206V94H203V92H204V88H203V81H198V82H200L201 84H198L199 85V87H198V85L196 86V89H195V84H193V86H194V89L195 90H197V89H199V90H197V91H194L193 92V90H189V89H192V87H190V86H192V85H190V84H192V83H194L193 81H192V79H190L189 77H190ZM47 76V77H46ZM39 77H41V78H39ZM66 77V78H65ZM93 77H94V79H93ZM69 78V81L67 80ZM37 79V80H36ZM42 79V80H41ZM88 79H90V80H88ZM94 80V83L92 82L93 80ZM40 80V83H41V85L40 84H38V81ZM44 80V82H45V80H48V83H50L49 85L48 84H46L45 85V83L44 82H41V81H43ZM52 80V81H51ZM67 80V81H66ZM36 81V82H35ZM50 81V82H49ZM66 82V83H65ZM197 82V83H198ZM206 82V81H205ZM204 82V83H205ZM61 83H63L62 84V86H61ZM186 83H188V84H186ZM43 84V85H42ZM51 84H52V86H51ZM39 85H40V89H41V93H49L48 94V96H46V97H49L50 99L49 100H51V98L53 97V99L51 100V101H49L48 103L49 104H46V101L48 100V98H46L47 100H45V102L44 101H42L40 98H38V96L40 97V89H39ZM190 85V86H189ZM60 86V87H59ZM198 87V88H197ZM63 88H64V90H63ZM67 88V89H66ZM204 90H203V89ZM35 89V90H34ZM39 89V90H38ZM62 91H61V90ZM94 89V90H93ZM185 89H188L187 90V92H189V93H186V90ZM45 90V91H44ZM55 91H57V93H58V91H59V94H61L62 93V97L63 98H61V96L60 95H58L57 93H56V95H55ZM34 92H36V94L34 93ZM38 92V93H37ZM61 92V93H60ZM192 92V93H191ZM199 92V93H198ZM82 93H87V95H82ZM89 94H91L92 95V98L90 97V95ZM201 94H203L204 95V99H200V96H202ZM33 95V96H32ZM36 95H38V96H36ZM42 95V94H41ZM50 95V96H49ZM54 95V96H53ZM82 95V96H81ZM189 95V96H188ZM200 95V96H199ZM65 96V97H64ZM54 97H57V98H54ZM67 97V98H66ZM89 97H90V102L87 104V103H85L86 101H89V100H87V98L89 99ZM36 98V99H35ZM42 98H45L44 96L42 97ZM71 98V99H70ZM95 98V99H94ZM194 98H196V99H194ZM38 99V100H37ZM58 99V100H57ZM61 99V100H60ZM64 99V100H63ZM93 99V100H92ZM198 99H200V100H198ZM69 100V101H68ZM194 100H198V101H194ZM202 100H205V102L203 101L202 102ZM60 103H59V102ZM64 101L66 102V101H68V102H66V105H65V103H64ZM91 101H95V102H92L91 103ZM191 101V102H190ZM199 101H201L202 103V107H200V106H198V107H200V108H197L196 107V105H199ZM51 102H52V104H51ZM69 102H73L74 104L75 103H77L78 102V104L80 105V106H78V104H77V106L75 107V105L74 104H71L70 105V108L69 107H67L68 106V104H69ZM197 103V104H195V105H193L194 103ZM57 105H56V104ZM68 103V104H67ZM191 103H193V104H191ZM258 103V100L256 101V104ZM59 104H60V106H59ZM84 104V105H83ZM45 105V106H44ZM185 105H186V103H185ZM195 106V107H193V106ZM47 106V107H46ZM68 108H66V107ZM72 106V107H71ZM253 106H255L256 107V105H253ZM65 107V108H64ZM62 108V109H61ZM192 108H196V110H194V109H192ZM254 108V107H253ZM64 109H65V111L67 110H69L68 112L70 113V115H69V117H68V115L65 113V111H64ZM197 109H201V110H197ZM60 110L62 111V112H60ZM81 110H83V109H81ZM14 111V112H13ZM196 111H199L198 113L196 112ZM17 112V113H16ZM202 112V113H201ZM61 115H60V114ZM74 113V112H73ZM194 113H195V115H194ZM199 113H201V115L199 114ZM56 116H55V115ZM184 115V116H185ZM61 116V117H60ZM190 116V117H189ZM203 116V115H202ZM12 117V118H11ZM194 117V118H193ZM59 118H61V119H59ZM64 118V119H63ZM191 118V119H190ZM195 120H193V119ZM62 119H63V121L64 122H62ZM70 119V120H69ZM189 119V120H188ZM73 121L74 123H73V125L75 126V127H72L73 125H72V122H70V121ZM185 120H187L186 122H185ZM191 120V124H190V121ZM192 120H193V123H192ZM5 122V123H4ZM66 123V124H65ZM63 124V125H62ZM79 124V123H78ZM85 124V125H84ZM68 125V126H67ZM85 127H84V126ZM101 125V124H100ZM240 126H241V130H240V132H239V137L241 136V133H242V136L243 135H245V133H244V131L245 132H247V131H253V130H255V129H252L251 127H249V125H245V124H243V123H241V124H239ZM244 125V126H243ZM66 126H67V128H69V129H67V131H69V133L68 132H66ZM70 126V127H69ZM78 128H77V127ZM189 126V127H188ZM238 126V125H237ZM242 126H243V128L245 127V126H247V127H245L244 128V130H243V128H242ZM60 127H62V128H60ZM65 127V128H64ZM74 128V130L72 129V128ZM88 127V128H87ZM249 127V128H248ZM59 128V129H58ZM82 128H85L86 130H88V135H87V137L89 136L90 137V135L91 136H95V133L97 132V130L99 131V133H100V131H102V133H100V135L99 136H95V139L93 140V139H90V140H86L87 139V137L85 138H83L82 140L81 139H79V138H82L81 137V135H78V134H80L81 133V131H82ZM101 130H100V129ZM184 128L185 129H187V130H184ZM247 128V129H246ZM78 130V133H77V130ZM79 129H81V131L79 130ZM92 129H93V131H92ZM246 129V130H245ZM250 129V130H249ZM36 130V131H35ZM76 130V131H75ZM92 131V132H94V133H91L90 131ZM6 132V133H5ZM189 132H190V134H191V136H189L188 137V135H190L189 134ZM255 132V134H256V131H254ZM89 133H91L90 135H89ZM68 134V135H67ZM94 134V135H93ZM193 134H195V135H193ZM78 135V136H77ZM105 135V137H103ZM109 137H107V136ZM71 136V137H70ZM72 136H73V138H72ZM197 137V138H199V139H196L195 137ZM241 136V137H242ZM39 137V138H38ZM76 137H78V140H77V138ZM190 137H192V138H190ZM109 139L108 141H107V139ZM194 138V139H193ZM106 139V140H105ZM193 139V140H192ZM240 139V138H239ZM79 140H81V141H79ZM99 140H100V142H99ZM185 140H187V147L185 146ZM194 140H196V142L194 141ZM188 141H190L191 142V144L188 142ZM194 142V143H193ZM240 142V141H239ZM238 142V144H240ZM259 141H258V139H257V143H258ZM100 143V144H99ZM107 143V144H106ZM111 143V144H110ZM202 143V144H201ZM11 146H10V145ZM98 144H99V146H98ZM101 144H103V145H101ZM148 144H150V143H148ZM259 144V143H258ZM3 145V146H2ZM198 147H197V146ZM2 146V147H1ZM22 146V147H21ZM104 146V148H110V150L108 151L107 149H100V148H102V147ZM149 146V145H148ZM191 146V147H190ZM197 147V148H195V147ZM147 147V148H146ZM182 147V148H183ZM3 148V149H2ZM21 148H22V150H21ZM198 148H200L201 149V152L202 153H200L199 154V152H200V149H198ZM259 148V147H258ZM2 149V150H1ZM20 150L22 151V153H20ZM103 150H105V151H103ZM3 151H5L4 153H3ZM29 153V152H33V154L32 153H29L30 154V157L29 156H27V152ZM43 151V152H42ZM107 151V152H106ZM192 153H191V152ZM41 152V153H40ZM183 152V151H182ZM24 153V154H23ZM42 153H44V154H42ZM144 153H145V155H144ZM195 153V154H194ZM198 155H197V154ZM2 154L4 155V157L5 156H7V159L6 158H3V156H2ZM36 154V156H37V158L39 157V158H42L41 160H43V161H47V162H45L46 164L48 163V167H46L45 169H42V167H41V165H42V163L40 162L39 163V161H35L36 163L38 162L39 163V165H38V163L36 164V166L34 167L33 165H35V164H33L32 166H33V168H37L38 169V167L40 168L41 167V169L42 170H45L44 172H41L40 174H39V170H34L32 167H31V165H30V163H32V161H34V159L32 160V157H34L33 155H35ZM39 154H41L42 156H39ZM111 154V155H110ZM193 156H192V155ZM31 155H32V157H31ZM53 155V156H52ZM147 155V156H146ZM202 155V156H201ZM8 156H9V159H8ZM26 157V158H24V157ZM145 156V157H144ZM109 157H110V161L109 160H107V159H109ZM125 157V156H124ZM167 157H168V155H167ZM196 157V158H195ZM198 157V158H197ZM200 157V158H199ZM37 158H36V160H37ZM112 158H113V160H112ZM125 158H128V157H125ZM147 158H148V160H147ZM169 158V157H168ZM172 158V157H171ZM173 158H174V156H173ZM172 158V160L171 161H173L174 159ZM192 158H193V160H192ZM214 158V159H213ZM220 158V160H218ZM28 159H29V161L30 160H32L30 163H29V161H28ZM117 161V162H115L114 163V161L115 160ZM128 159H130V158H128ZM140 159V160H139ZM146 159V160H145ZM157 159V160H156ZM196 161H195V160ZM40 160V159H39ZM120 160V159H119ZM122 160V159H121ZM120 160V161H121ZM125 160V159H124ZM145 160V161H144ZM159 160H162V159H159ZM222 160V162H220ZM112 161V162H111ZM119 161V162H120ZM142 161H144V163L143 164H141L142 163ZM34 162V163H35ZM81 162V163H80ZM107 162V163H106ZM135 162V161H134ZM168 162H169V160H168ZM101 163V164H100ZM109 163V164H108ZM113 163V164H112ZM171 163V162H170ZM186 163H185V165H186ZM211 163V164H210ZM222 163L223 164H225L224 166L222 165ZM79 164H80V166L81 167H79L78 168V166H79ZM164 164V165H165ZM181 164V163H180ZM13 165V166H12ZM135 165V164H134ZM145 165V166H146ZM181 165V166H182ZM186 166V167H183V169L180 167V172H181V174L180 173H177V174H179V175H177V174H175L174 172H170L171 170H169V173H171L170 174V176L172 175V174H174V177H176L177 178V176L179 177V178H177V179H180V177L182 178V176H185L184 175V173L183 172H189V170H190V167L189 166ZM196 165V164H195ZM211 165H213V166H211ZM216 165V167H214ZM107 166H108V168H107ZM110 166V167H109ZM160 166L162 167V168H160ZM202 166V167H201ZM8 167V168H7ZM22 167V168H21ZM54 167V168H53ZM63 167H64V169H63ZM133 167V166H132ZM149 167H151V168H149ZM222 167H224V168H222ZM19 168L21 169V170H19ZM24 168H26V169H24ZM28 168H30V170L31 169H33V172L34 171H36L35 173H36V175H37V173H38V175L35 177V176H30L29 174H31V172H32V170L31 171H29V169ZM140 168V167H139ZM161 169L160 171L158 170V169ZM227 168V169H226ZM10 169V170H9ZM13 169H18V170H13ZM40 169V170H41ZM222 169V170H221ZM13 170V171H12ZM151 170V171H150ZM216 170H218V171H216ZM221 170V171H220ZM225 170V171H224ZM230 170V171H229ZM12 171V172H11ZM19 171H20V173H19ZM137 171V170H136ZM159 173H158V172ZM191 171V170H190ZM222 173H220V172ZM228 171V172H227ZM9 172V173H8ZM30 172V173H29ZM32 172V174L34 175V173ZM131 172V173H130ZM225 172V173H224ZM3 175H2V174ZM22 174L23 175V178L21 177V176H18L17 174ZM24 173H27L28 175H25ZM68 173V174H67ZM133 173V174H132ZM169 173H167V174H169ZM203 173V174H202ZM164 176L163 178L164 179H166L165 181H166V183L165 182H163V178H162V181L159 179V178H161L162 176ZM185 174H187V173H185ZM199 174H201V178H199V181H197V179H196V177L197 176H200ZM220 174V175H219ZM2 175V176H1ZM42 175H45V180H44V183H43V185H39L38 186V181L39 180H37V179H40L39 177H41ZM129 175V176H128ZM139 175V174H138ZM150 175L152 176H156V177H150ZM158 175H160V176H158ZM176 175V176H175ZM181 175V176H180ZM195 175H197L196 177H195ZM213 175V176H212ZM219 175V176H218ZM24 176H25V179H26V185H24L25 187H27L26 189H25V187H24V189L27 191V192H24L23 193V190L24 189H21V188H23L21 185H20V182L17 180V177L19 178V177H21V178H19V180L20 179H24ZM169 176V177H170ZM15 177V178H14ZM27 177V178H26ZM140 177V176H139ZM188 177V178H189ZM219 178V181L220 182H223L224 181V184L223 183H220L219 181H216L217 179H215L214 180V178ZM220 177H222V179H223V181H221L222 179L220 178ZM129 178V179H128ZM140 178V179H141ZM151 178H153V180L151 179ZM155 178L157 179V180H159V183L158 182H155V186H154V180H155ZM184 178V177H183ZM182 178V179H183ZM172 179V178H171ZM171 179H169L171 182H169V183H171V184H173L172 182V180ZM190 179V180H191ZM196 179V180H195ZM221 179V180H220ZM263 179V181L261 180V182H260V184L262 183V182H264V178H262ZM133 180V179H132ZM173 180H174V178H173ZM186 180V179H185ZM16 181H18V182H16ZM21 181V180H20ZM31 182V183H29V182ZM36 183H35V182ZM128 181H130L131 183L129 184L128 183ZM175 181V180H174ZM179 181L180 180H177V184L179 185ZM187 181V180H186ZM216 182V183H214V182ZM24 182V181H23ZM162 182H163V184L164 185H162ZM11 183V184H10ZM34 184L35 183V186L34 187H36V188H34V187H32L31 188V186H33V185H30V184ZM134 183V184H133ZM181 183V182H180ZM201 183H203V184H205L206 185V190L204 191V192H202L201 191V189H200V185H201ZM17 184V185H16ZM18 184H19V187H18ZM22 184V183H21ZM123 186H122V185ZM171 184H169V185H171ZM192 184V185H191ZM221 184H223L224 186H222ZM130 185H132V186H130ZM136 185V186H135ZM144 187H142V186ZM156 185H158V186H156ZM166 185H168V183L166 184ZM165 185V188H166V190L169 188V187H172V186H166ZM13 186V187H12ZM15 186H17V188H19L18 190H17V192H16V187ZM28 186H30V187H28ZM130 186V187H129ZM139 186V187H138ZM180 186V185H179ZM190 186H192V187H190ZM220 186V187H219ZM37 187H39V190H37L38 188ZM134 187H135V190H134ZM33 188L35 189V190H33ZM136 188L139 190V193H143L142 195H141V198H140V194H138V191H136ZM187 188H186V190H187ZM14 189H15V192H14ZM29 189V190H28ZM41 189V190H40ZM19 190L21 191L20 192V195L18 194V192H19ZM24 190V191H25ZM157 190V191H156ZM169 190H170V188H169ZM3 191H4V193H3ZM135 191V192H134ZM189 191V192H190ZM225 191H227L226 189L223 191V192H225ZM6 192H8V194H9V192H10V194H9V196L11 195V198L10 197H6ZM14 192V193H13ZM134 192V193H133ZM186 193H188L187 191H185ZM184 192V193H185ZM28 193V194H27ZM35 193V194H34ZM39 193V194H38ZM42 193V194H41ZM4 194H5V196H4ZM7 194V195H8ZM17 194V195H16ZM22 194H26V195H22ZM30 194V195H29ZM136 194H138V196L136 195ZM189 194V193H188ZM32 195V196H31ZM36 195V196H35ZM39 196V198H38V196ZM41 195V196H40ZM42 196H43V198H42ZM45 196V197H44ZM3 199H2V198ZM14 197H16V198H25V199H22V200H19V199H15ZM26 197L27 198H29V199H31V200H29V199H27L26 200ZM32 197H33V199H32ZM35 197H37V198H35ZM42 199H41V198ZM34 198L36 199V201L34 200ZM4 200V201H2V200ZM7 199H9V201H11V203L9 202V204H6V203H8L6 200ZM15 200H17V201H15ZM132 200H133V202H134V204H133V202H132ZM200 200V199H199ZM20 201H22V202H20ZM25 201V202H24ZM26 201H27V203H29V206H31L30 208H32V207H34V211H33V208L32 209H28L29 208V206L27 205V204H25V205H23L24 203H26ZM30 201V202H29ZM33 201V202H32ZM34 201H35V203H34ZM23 203V204H22ZM32 203V204H31ZM40 203V204H39ZM142 203V202H141ZM22 204V205H21ZM35 204V205H34ZM16 207H15V206ZM21 205V206H20ZM40 205H42L43 207H45V208H43L42 206H40ZM10 208H9V207ZM13 206V207H12ZM18 206H20V207H18ZM132 206L133 207H135V206H137V208L139 207L140 208V210L141 211H137V213L138 214H140V213H143V214H141V215H137V213H136V208H135V210H134V208L132 209ZM143 206H144V204H143ZM22 207V208H21ZM23 207H25V208H23ZM27 207V208H26ZM19 208V209H18ZM36 208V209H35ZM39 208H41V210L39 209ZM18 209V211L20 212H17V211H14V210H17ZM23 209V210H22ZM27 209H28V211H27ZM26 211V213L25 214H23L22 212H25ZM37 210V211H36ZM43 210V212H41L40 213V211H42ZM45 210V211H44ZM69 212H68V211ZM139 210V209H138ZM144 210V211H143ZM38 211H39V213H38ZM47 211V212H46ZM55 211V212H54ZM59 211H61V213L59 212ZM63 211V212H62ZM66 211V212H65ZM71 211V212H70ZM134 211H135V213H134ZM4 212H5V214H6V212H7V218H5V214H4ZM13 212V213H12ZM14 212H16L17 213V215L14 213ZM28 212H32L33 213V216H31V214L30 213H28ZM50 212H52L51 213V215H50ZM58 212H59V215H58ZM133 212V213H132ZM11 214V215H8V214ZM54 213H56V216L54 215ZM68 215H67V214ZM75 213V214H74ZM77 213V214H76ZM148 213H151V212H148ZM15 214V215H14ZM26 214H28L27 216H26ZM35 214V215H34ZM44 214V215H43ZM45 214H48L49 216H47V215H45ZM61 214H65V216L63 217V216H61ZM80 216L79 218H77L76 219V217H75V219H71V218H74V216ZM80 214H82V216H83V218L85 219V217L84 216H86V218L87 219H85L86 220V222H85V220L83 221L82 219H81V215ZM19 215H20V219H18V217H19ZM24 215H25V217H24ZM41 215V216H40ZM68 217H67V216ZM69 215H71V216H69ZM142 215H144V216H142ZM148 215V214H147ZM35 216H37L36 217V219H35ZM53 216H54V218H53ZM87 216H89V218L87 217ZM155 218V219H158V221H162L163 220V223L162 222H160V224L162 223V227H163V225L164 226H166V229H165V227H163L164 228V230H163V228L162 227H160V224L158 225V223H156V221L157 220H154V222H153V217ZM13 219H12V218ZM17 217V218H16ZM41 217L42 218H44V217H46V219H43V221L42 220H40L41 219ZM52 217V218H51ZM58 217H59V219H58ZM68 219H67V218ZM140 217H141V219H140ZM151 217H152V220H151ZM8 218H9V220H8ZM40 218V219H39ZM56 218V219H55ZM63 218H65L66 220H68L69 222H66V220L65 219H63ZM71 220H70V219ZM137 218V219H136ZM150 218V219H149ZM5 219V220H4ZM16 219V220H15ZM50 219V220H49ZM52 219V220H51ZM57 219L59 220L58 221V224H56V221H57ZM60 219H62V221L60 220ZM173 219V218H172ZM15 220V221H14ZM17 220H19L18 222H16ZM34 220V221H33ZM47 220H49V222L47 221ZM65 220V221H64ZM82 220V221H81ZM143 220H145V221H143ZM151 220V222H149ZM189 220V221H188ZM199 220V221H198ZM40 221H42L41 223H40ZM46 221V222H45ZM64 221V222H63ZM72 221H74V222H72ZM75 221H77V222H75ZM78 221H79V224H76V223H78ZM166 223H165V222ZM185 221V222H184ZM38 224H36V223ZM45 222V223H44ZM47 222L49 223V224H47ZM80 222H83V224H81ZM85 222V223H84ZM168 222V223H167ZM174 222H176V220H174V221H172L171 223L173 224ZM184 222V223H183ZM188 222H190V223H188ZM43 226H40V224ZM62 223H64V224H62ZM66 223L67 224H69V223H74L73 224V226H74V231H73V234L71 233L72 231H70L69 229H67L68 230V232H67V234L66 233H64V232H66V230L64 231L63 229L65 228H67L66 226L62 229V227H63V225H66ZM151 223V224H150ZM170 223V224H171ZM52 225V227H51V225ZM60 224V225H59ZM155 224H157L158 226H156ZM178 224V223H177ZM177 224L175 223V224H173V225H176L177 226ZM48 225V226H47ZM54 225H59V227H61V228H57V230L58 231H56V227H53ZM77 225H78V227H77ZM86 225V224H85ZM88 225V224H87ZM97 225V226H96ZM199 225H201V224H199ZM190 226L191 227H193V228H190ZM195 226H197V227H195ZM39 227H40V229H41V227L42 228H44V229H42V231H43V233H42V231H40V229H39ZM86 227V226H85ZM101 227V228H100ZM107 227V228H106ZM157 227H159V228H157ZM201 227H203L202 229H203V231H202V229L200 228V226L198 227V228H200V230H201V232H200V230L199 231H197V232H200L201 233V237H199V239L197 238V235H196V233H195V237L194 238H197L196 240L197 241H195V243H194V246H193V248L192 247H190V246H188V247H190V248H192V250H190L189 249V252L190 253H192L191 255L190 254H188L189 252H184V253H181V251H180V253L183 255L184 254V256H186L187 254V256L186 257H183V256H181V257H183V259H180L179 257L180 256H171V255H166V257L163 259V260H165V261H170V263L169 264H175L177 261H185V264L187 263V264H206V257H205V254H206V246H207V234H206V227H205V224H204V226H202L201 225ZM4 228L6 229L5 231L6 232H8L7 231V229H9V232L8 233H6V232H4L3 230H4ZM50 228H52V229H50ZM88 228V227H87ZM155 228H157V229H155ZM168 228V229H167ZM170 228V229H169ZM175 228H177V227H175ZM190 228V229H189ZM59 229H61V230H59ZM76 229V230H75ZM89 229H90V225H89ZM153 229V230H152ZM155 229V230H154ZM162 229V230H161ZM178 229V228H177ZM176 229V230H177ZM180 229V228H179ZM181 229V230H182ZM192 229V231H190ZM46 230V232H44ZM62 230H63V232H62ZM78 230V231H77ZM156 230H158V232H160V234L157 232L156 234H159L160 235V238H159V235H157V236H153V235H155V233H152V232H156ZM180 230V231H181ZM2 231L4 232L3 234H2ZM33 231H35V233L33 232ZM38 231H39V233H38ZM54 231V232H53ZM90 231V230H89ZM88 231V233H90ZM98 231V229H97V231L96 232H99ZM106 231H102L101 232V234H103L104 232L106 233H104V235H106L105 237V239H108L109 238V241H113L114 242V239H113V234H111L110 235V233H112V232H110V233H107ZM162 231H163V233H165V234H163L162 233ZM179 231V230H178ZM185 231V232H184ZM41 232V233H40ZM58 232H60V235H63V239H62V236L61 237H56L57 235H59V233ZM95 232V233H96ZM118 232H116V234H118ZM9 233H11L10 235H11V238H10V236H9ZM52 233H54L53 234V239L52 238H50L49 239V237H50V235L52 236ZM87 233V232H86ZM175 233H177V232H175ZM180 233V232H179ZM1 234L3 235V236H1ZM6 234H8V235H6ZM13 234H15V235H13ZM41 234V235H40ZM98 234V233H97ZM109 236H108V235ZM151 234V235H150ZM161 234H163V235H161ZM7 237H6V236ZM25 235V236H24ZM31 235H32V237H31ZM59 235V236H60ZM92 235V237H93V232H92V234L90 233V234H88V236H91ZM191 235V234H190ZM193 235V234H192ZM5 236V237H4ZM9 236V237H8ZM16 236V238H17V242H13V243H8L9 241L11 242V240H13V239H15L14 237ZM40 236H42V238L40 237ZM95 236V235H94ZM97 237H98V235H96ZM99 236H100V232H99ZM103 235H101V237H102ZM110 236H111V240H110ZM118 236H119V234H118ZM164 236V237H163ZM172 236V235H171ZM178 236H180V235H178ZM199 236V235H198ZM12 237H13V239H12ZM38 237H40V239L42 240V239H44V241L42 240V241H39L40 239L38 238ZM101 237H100V239H101ZM108 237V238H107ZM114 237H115V234H114ZM116 237H117V235H116ZM126 237V238H125ZM156 237H158V238H156ZM163 237V238H162ZM165 237V238H166ZM173 237V236H172ZM184 237H182V238H184ZM191 237V236H190ZM94 238V237H93ZM99 238V237H98ZM164 238V239H165ZM6 239H7V241H6ZM36 241H35V240ZM95 239V238H94ZM104 239V238H103ZM102 239V240H103ZM104 239V240H105ZM161 239H162V241H161ZM170 239V238H169ZM9 240V241H8ZM96 240V242H97V245L98 244H100L102 241H98L99 239H95ZM117 242H118V237H117ZM179 240H181V239H179ZM183 240V239H182ZM189 240H191V241H189ZM193 240V241H192ZM15 241V240H14ZM109 241H106V243L107 242H109ZM122 241H123V239H122ZM121 240H120V242L119 243H121L122 242ZM164 241V242H163ZM105 242V241H104ZM112 242V243H113ZM140 243V245H139V243ZM152 242V243H151ZM172 242V243H171ZM106 243H104L105 245H107ZM111 242H109V244H110ZM111 243V244H112ZM115 243H116V241H115ZM124 243V241L122 242V244ZM168 243V244H167ZM8 244L11 246H8ZM121 244V245H122ZM135 244H133V246H132V244H131V249H132V247H134V251H138L137 253H135L136 254V258L134 259V260H132V259H130V260H128V258L130 257H124V255H122L123 254V252L121 251H119L120 253H122V254H120V255H118L117 253H119L118 252V250L115 252V254H117L118 256H119V259H126V260H124V264H132L133 263V261H137L139 258H141L142 260H143V262L145 261V258H144V256H145V254H146V256L148 257V255L150 254L151 255V253L153 252V251H155L154 249H152V248H149V249H151L150 251H149V249L147 248V247H150V246H147L145 249L146 250H148V251H146L144 248H142L141 246L139 247V248H142V250H143V252H140V250H138V249H135ZM3 245V246H2ZM101 245L103 246L102 248H101ZM105 245H103V242H102V244H100V246H98L99 248H100V251H99V248L97 247V250H96V252H97V254L99 255V256H103L104 254H105V252H106V250H108L107 249V247H109V245L108 246H105ZM117 245V244H116ZM153 245H151V247H153ZM167 245H169V246H167ZM179 245V244H178ZM177 245V246H178ZM2 246V247H1ZM4 246L6 247V248H4ZM13 246H15V247H13ZM119 246H120V244H119ZM157 246V247H156ZM8 247V248H7ZM10 247V248H9ZM13 247V248H12ZM95 247H96V245H95ZM112 247H113V245H112ZM111 247V248H112ZM118 247V246H117ZM116 247V248H117ZM130 247H129V250H128V252L130 253ZM170 247V248H169ZM188 247H187V249H188ZM104 248H106V250L104 249ZM115 248V247H114ZM119 248V247H118ZM11 249V250H10ZM14 249V250H13ZM101 249L102 250H105V251H103L104 253L102 254V252H101ZM168 249H166V251H168ZM112 250V249H111ZM158 250H159V248H158ZM172 250H169L168 252H170L171 251V253H172V255L174 254V253H178L177 251L176 252H172ZM6 251V252H5ZM8 251V252H7ZM109 251V253H110V250H108ZM108 251H107V254H108ZM113 251V250H112ZM112 251H111V253H112ZM133 251V252H134ZM146 251V252H145ZM165 250L163 251V256H164V254H167V252H166ZM3 252H5V253H3ZM125 252H127V251H125ZM145 252V253H144ZM148 252V253H147ZM149 252H151V253H149ZM183 252V251H182ZM2 253V254H1ZM6 253H9L10 255L8 256V254H6ZM129 253H128V255H129ZM139 253H140V255L142 254V253H144V254H142L143 255V257H141L140 255H139ZM157 252L155 251V252H153V254H156ZM161 253H162V251L161 250H159L158 251V253H157V255L156 256H159V255H161ZM4 254V255H3ZM93 255V257H95V253H94V251L93 252H89V253H85V255ZM96 254V255H97ZM125 254V253H124ZM127 254V253H126ZM131 254V253H130ZM148 254V255H147ZM151 255V256H154V255ZM169 254V253H168ZM180 254V255H181ZM115 256L116 258H118V256ZM122 255V256H121ZM127 255V256H128ZM132 255V254H131ZM190 255V256H189ZM5 256V257H4ZM107 256L109 257V255H106V257H104V258H107ZM113 256V257H114ZM138 256V257H137ZM145 256V257H146ZM155 256V257H156ZM170 256H171V258H170ZM6 257H8L7 259H6ZM14 257H16V256H14ZM13 257V259H19L18 257H16V258H14ZM86 257V256H85ZM92 257V256H91ZM92 257V258H93ZM133 256H131V258H132ZM161 257V256H160ZM5 258V259H4ZM88 258H89V256H88ZM116 258L114 259V258H112L113 260H112V262L113 261H115L116 262ZM149 258H150V256H149ZM148 258V260L150 261H148L147 259V263L149 264H153V263H151V261L153 260V258L151 257L150 259ZM184 258H185V260H184ZM187 258L190 260L191 259V262L189 261V262H186V260H187ZM13 259H11V260H13ZM87 259V258H86ZM94 259V258H93ZM99 259V258H98ZM108 259V258H107ZM110 259H111V257H110ZM119 259L117 260V262H119ZM152 259V260H151ZM171 259H172V261H171ZM176 259H178V260H176ZM4 260V261H3ZM88 260V259H87ZM131 260H132V262H131ZM159 260V259H158ZM174 260V261H173ZM176 260V261H175ZM90 262H91V264H94V262L95 261H91V260H89ZM98 261V260H97ZM109 261V260H108ZM135 261V262H136ZM161 261V260H160ZM165 261H162V262H164V263H166ZM180 261H179V263H180ZM182 261V263L184 264V262ZM6 262V263H5ZM9 262V261H8ZM103 262H104V259H103ZM103 262H101V263H103ZM111 262V261H110ZM111 262V263H112ZM116 262V263H117ZM121 262H122V260H121ZM127 262V263H126ZM134 262V263H135ZM139 262L141 263V260L139 259ZM142 262V263H143ZM154 262V261H153ZM100 263V264H101ZM106 263H108L107 261H106ZM114 263V262H113ZM115 263V264H116ZM145 263V262H144ZM156 264H157V262H155ZM159 263V262H158ZM168 263H166V264H168ZM8 264V263H7ZM97 264V263H96ZM104 264H105V262H104ZM110 264V263H109ZM118 264V263H117ZM120 264H122V263H120ZM135 264H138L137 262L135 263ZM146 264V263H145ZM159 264H161V263H159ZM176 264H178V263H176ZM181 264V263H180Z\"/></svg>", "mask_w": 264, "mask_h": 264}, {"label": "snow or ice", "instance_id": "6c2138e0", "mask_svg": "<svg viewBox=\"0 0 264 264\" xmlns=\"http://www.w3.org/2000/svg\"><path fill=\"white\" fill-rule=\"evenodd\" d=\"M7 8H20L22 5H7ZM33 8H40L39 13L33 28H39L46 26L47 24H63L65 21L75 18L79 15L78 9H91L93 7L103 8L109 10L111 8L123 7V5H66V4H54L49 3L42 6L33 5ZM145 7H151L145 5ZM226 9V15L231 19L233 16L237 21L236 24L228 23L229 29H238L239 39L248 43L255 41L259 46L261 54L259 59L253 61L251 56L241 58L239 52L236 53L235 61L229 62L228 68L221 66L220 69L213 71L210 77V83L208 81L204 84V89L207 92H211V101L206 103H215L218 108L223 109V113H217L216 118L199 116V122L197 124L198 134L201 135V141L203 143L204 159L208 161L210 157L220 156L221 159L227 158L231 161L233 167L236 169L237 178H242L246 187L252 186L254 183V173L264 174V0H234L233 3L223 6ZM71 8L73 11L71 17L65 15V10ZM88 12L84 13V18L88 16ZM40 16L43 19H40ZM243 18L244 26L239 25L240 19ZM83 19V18H82ZM254 23L255 27H250L249 24ZM89 25H92V21H89ZM83 26V25H81ZM114 27V26H113ZM111 31V30H110ZM115 35V34H114ZM113 40L112 46L115 48L117 45L114 42V36L110 37ZM126 41L123 35V29L120 32L119 48L123 52V48ZM133 50V56H134ZM136 60H140V57H135ZM61 64H71V60H65L63 57L60 61ZM85 64L89 63L87 60ZM54 71V69H50ZM89 76L96 75L98 79L105 80L107 82H115L116 86H120L121 83V69L114 63H110L107 59H102L98 64H93L88 69ZM254 78L261 82V87L257 93L258 103L253 108L251 102L241 95V90L236 87L239 78ZM156 79H161V73L157 72ZM66 87L69 90L78 89L82 87L79 76L74 72L70 82L66 83ZM147 91V88L145 89ZM112 94L111 88L107 95L110 97ZM87 95V93H82ZM90 101H86L89 103ZM94 102V101H91ZM230 114L227 120L224 119V114ZM235 117V121L233 120ZM129 119L134 121L135 114L132 105H129ZM243 123L249 125L252 129L256 130V135L252 137L253 147L249 148L247 143L240 145L239 132L240 128L238 124ZM87 131L82 128L81 137L87 136ZM250 133L245 132V139ZM97 131L95 136H99ZM93 137V140L95 139ZM259 140V159L254 156L255 142ZM133 156H140L139 140L133 138ZM185 146L187 147V140H185ZM131 164L130 159H125L116 164L112 169V175L114 178H121L126 172L129 171ZM138 175V174H137ZM134 179L136 185H140L146 182L147 173L143 179L130 177V180ZM45 175H42L38 181V186L43 185ZM200 189L202 192L206 190V185L201 183ZM259 201L256 207L245 208L243 205H239L230 209L237 219L242 220L245 225L249 222H253L257 217V209H259V216L262 220L260 244L261 251L264 253V182L261 183L258 189ZM255 203V199L253 201ZM70 231H74L72 224L65 225ZM59 227V225H54ZM77 239L70 245L67 240L60 242V244H51L45 248H37L31 246L30 241L25 239L22 234H18L20 240V256L22 258L13 259L8 264H91L85 258V253H89L94 250L96 240L90 238L87 233H76ZM225 241L233 246L235 241L233 238L225 237ZM230 264H255L253 260L237 259L230 262Z\"/></svg>", "mask_w": 264, "mask_h": 264}]
</instances>
